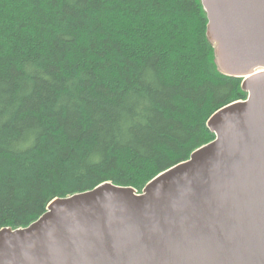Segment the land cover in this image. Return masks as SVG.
Masks as SVG:
<instances>
[{"label":"trees","instance_id":"1","mask_svg":"<svg viewBox=\"0 0 264 264\" xmlns=\"http://www.w3.org/2000/svg\"><path fill=\"white\" fill-rule=\"evenodd\" d=\"M201 0H0V230L104 182L141 193L243 101Z\"/></svg>","mask_w":264,"mask_h":264},{"label":"water","instance_id":"2","mask_svg":"<svg viewBox=\"0 0 264 264\" xmlns=\"http://www.w3.org/2000/svg\"><path fill=\"white\" fill-rule=\"evenodd\" d=\"M201 2L217 67L247 98L141 193L104 182L1 229L0 264H264V0Z\"/></svg>","mask_w":264,"mask_h":264}]
</instances>
